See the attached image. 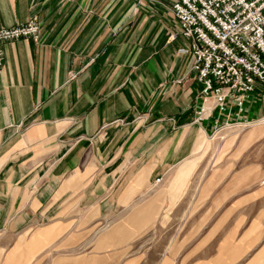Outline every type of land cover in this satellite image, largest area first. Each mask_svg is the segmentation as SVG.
Listing matches in <instances>:
<instances>
[{"label":"crops","instance_id":"obj_1","mask_svg":"<svg viewBox=\"0 0 264 264\" xmlns=\"http://www.w3.org/2000/svg\"><path fill=\"white\" fill-rule=\"evenodd\" d=\"M174 1L0 0L40 20L4 43L0 264H264V89L200 116Z\"/></svg>","mask_w":264,"mask_h":264},{"label":"built area","instance_id":"obj_2","mask_svg":"<svg viewBox=\"0 0 264 264\" xmlns=\"http://www.w3.org/2000/svg\"><path fill=\"white\" fill-rule=\"evenodd\" d=\"M171 9L180 22L179 34L189 40L179 51L194 56L193 71L203 85L199 115L213 98L221 111L233 100L236 116L242 117L245 100L258 87L264 89V0H175ZM18 39L40 40L38 16L0 27V72L4 43Z\"/></svg>","mask_w":264,"mask_h":264},{"label":"rangeland","instance_id":"obj_3","mask_svg":"<svg viewBox=\"0 0 264 264\" xmlns=\"http://www.w3.org/2000/svg\"><path fill=\"white\" fill-rule=\"evenodd\" d=\"M176 36V33L173 35V37H175ZM193 70V69H192ZM235 129H239V128H237V127H230V128H228V129H225L224 130V132H229V131H233V130H235ZM220 131V129L218 128V131L217 132H215V135L214 136H216V137H218V136H221V135H223V131L222 132H219ZM225 135V134H224ZM158 179V178H157ZM156 179V180H157ZM97 230H99L100 231V229H106V227H107V225H105V224H103V225H99V226H94ZM153 234L154 233V229H151L150 231H149V234ZM147 238H149V236H148V234L146 235V236H143L141 239H139V240H137V241H135L133 244H132V248H142V249H144L145 248V245H146V243H151L152 245H153V242H150V241H146V239Z\"/></svg>","mask_w":264,"mask_h":264}]
</instances>
